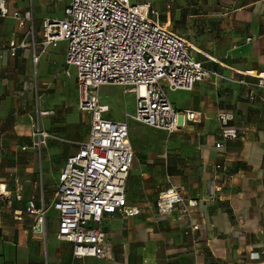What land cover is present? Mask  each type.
<instances>
[{"label":"crops","instance_id":"1","mask_svg":"<svg viewBox=\"0 0 264 264\" xmlns=\"http://www.w3.org/2000/svg\"><path fill=\"white\" fill-rule=\"evenodd\" d=\"M4 1L8 14L0 15V264H264V0H151L161 12L169 5L173 21L184 22L210 58L206 66L215 73L192 90H170L169 98L177 109L200 110L203 117L192 122L179 116L178 129L168 132L127 119L129 110L123 118L113 116L105 100L109 97L99 94L109 105L107 117L128 122L134 153L125 194L140 214H113L103 220L111 259L75 260L71 244L56 237L57 212L49 207L44 231L33 230L25 205L31 197L37 204L40 197L47 203L53 199L59 169L75 149L63 140L86 139L89 126L81 127L84 113L74 92L69 97L59 88L55 98H41V86L53 85L43 63L56 59L58 45L34 63L31 37L12 16L13 10H24L28 0ZM58 1L32 0L35 20L50 16ZM60 55L64 57V51ZM249 89L254 91L252 99ZM37 108L54 109L41 122L63 139H49L40 155L30 147ZM218 110L230 111L231 124L239 128V137L223 141L220 148L215 146L221 140ZM216 164L221 165L217 171ZM217 183L220 189H215ZM170 184L182 185V195L197 201L193 217L199 228L192 234H184L185 223L155 212L159 191Z\"/></svg>","mask_w":264,"mask_h":264},{"label":"built area","instance_id":"2","mask_svg":"<svg viewBox=\"0 0 264 264\" xmlns=\"http://www.w3.org/2000/svg\"><path fill=\"white\" fill-rule=\"evenodd\" d=\"M7 14L5 1L0 0V15ZM12 16L31 37L28 45L34 63L49 47L66 43L64 75L69 77V67L75 68L77 105L89 115L86 139L68 141L41 122L54 109L37 108L30 147L40 155L49 139H57L75 149L59 169L53 199L47 203L40 197L39 204L35 197L27 200L25 212L32 217L31 228L44 231L52 207L58 215L56 237L71 244L74 260L111 259L112 245L102 228L103 220L113 214L136 216L140 209L129 205L125 194L134 153L128 122L107 117L109 105L101 102L99 88L122 87L124 93L134 95V112L127 113V119L173 132L178 129L179 116L196 122L203 113L177 109L167 91L192 90L215 72L194 55L192 43L172 29L171 18H163L151 0H69L62 18L45 16L38 22L32 0H28L27 7L13 10ZM253 97L254 91L249 89V98ZM232 119L230 111H217L221 139L215 143L217 148L223 141L239 137ZM220 167L216 164L214 170ZM215 189H220L219 183ZM182 190V185L170 184L159 191L154 208L160 217L185 223L184 234H192L199 228L193 217L197 201L184 197Z\"/></svg>","mask_w":264,"mask_h":264},{"label":"rangeland","instance_id":"3","mask_svg":"<svg viewBox=\"0 0 264 264\" xmlns=\"http://www.w3.org/2000/svg\"><path fill=\"white\" fill-rule=\"evenodd\" d=\"M135 1V0H132ZM140 1H144V0H136V2H140ZM163 3H167V1L169 0H161ZM68 0H60L58 2H56V4L54 5V12L50 15V17H56V18H62L63 17V11H64V7L67 4ZM153 3V2H152ZM170 3V2H169ZM155 7V6H154ZM161 16L163 18H165L167 15L171 18V25H172V29L185 36L192 44H194L196 47H198L199 49L195 48L193 49V53L194 55L203 60L206 63V60L210 61V58L207 54H205L202 50L203 48H201L196 42L198 40L197 36L193 35L191 32H187L186 28L184 27V22L181 24L179 22H175L173 21L172 18V10L171 7L168 5V7L166 8L165 12H161L159 11ZM176 27H182L181 29L183 30H178L176 29ZM66 43L64 41L59 42L58 43V47L55 49V55H57L56 59H54V61H50L49 63L45 62L43 63L45 67H47L48 71H46V75H48L51 79V82H53L52 84V88L48 87V85H44L41 86L42 90L38 91L42 96V99L45 100H51L53 98L56 97V93L57 90L59 88H62V90L64 91V94L68 95L70 97V93L74 92L75 95L78 98V91L75 85V68L73 66L69 67V71L71 73V75L69 77H66L64 75V68H65V63H64V57H62L60 55L61 52L64 51ZM61 59H63L61 61ZM41 69V66H40ZM41 71V70H39ZM38 71V74H39ZM55 84H58L57 88H53ZM57 89V90H55ZM168 97L170 98L171 96V91L168 90ZM99 94L101 95V98L109 97L108 99H105L108 101V103L111 105V109L113 112V116L115 117H119V118H123L125 111H130L131 113L134 112V103H133V97L134 95L132 93H124L123 92V88L120 86H115V85H103L99 88ZM81 127H83V129L87 130L88 126H89V115L84 113V119L83 122L81 123ZM70 146V145H68ZM71 147V146H70ZM69 151H72L71 148L68 149ZM50 213H54L53 211H50Z\"/></svg>","mask_w":264,"mask_h":264}]
</instances>
